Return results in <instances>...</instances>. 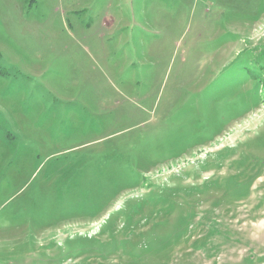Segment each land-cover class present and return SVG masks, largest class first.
<instances>
[{
  "label": "rangeland",
  "instance_id": "rangeland-1",
  "mask_svg": "<svg viewBox=\"0 0 264 264\" xmlns=\"http://www.w3.org/2000/svg\"><path fill=\"white\" fill-rule=\"evenodd\" d=\"M0 264H264V0H0Z\"/></svg>",
  "mask_w": 264,
  "mask_h": 264
}]
</instances>
